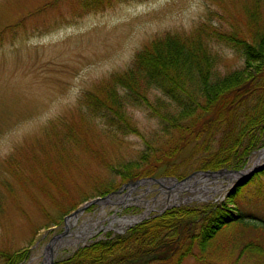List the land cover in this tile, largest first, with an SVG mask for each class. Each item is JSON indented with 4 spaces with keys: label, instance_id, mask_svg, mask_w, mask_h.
<instances>
[{
    "label": "rangeland",
    "instance_id": "rangeland-1",
    "mask_svg": "<svg viewBox=\"0 0 264 264\" xmlns=\"http://www.w3.org/2000/svg\"><path fill=\"white\" fill-rule=\"evenodd\" d=\"M243 1L129 0L82 14L78 0H0V264H8L10 257L13 264H45L47 246L59 241L52 259L56 264L106 237L124 235L141 218L180 206L219 205L226 200L236 187L227 175L197 176L185 188L167 179L203 171L196 157L174 166L168 162L167 169L165 163L160 167L152 163V157L140 175H155L164 180L163 185H137L127 199H121L123 192L114 195L134 181L122 183L120 174L108 171L107 162L112 166L135 162L140 153L152 154L146 141L161 149L166 138L154 137L162 132L145 112L127 108L130 125L138 131L112 139L99 120L82 117L79 101L109 74L126 69L148 41L167 32L188 33L208 12L235 19ZM218 50L226 53L228 69L242 66L241 58ZM61 121L70 123L74 138H61L58 141L64 147H55L49 127ZM258 154L243 169L253 166ZM110 182L117 189L105 196L114 195V200L90 205L70 217L84 203L105 197L98 196L99 191ZM258 185L256 181L248 186L253 201L242 211L244 217L228 228L247 231L243 226L247 223L264 227V203L254 202ZM73 205L77 206L72 210ZM68 218L75 221L71 229ZM127 218L133 223L125 225ZM85 226L86 235L82 234ZM239 234L235 242L240 241ZM65 238L67 242L61 243ZM217 240H231L229 232L219 234ZM228 251L224 247L219 259L211 249L201 254L193 248L200 261L190 256L180 264H229L236 252L231 258Z\"/></svg>",
    "mask_w": 264,
    "mask_h": 264
},
{
    "label": "trees",
    "instance_id": "trees-1",
    "mask_svg": "<svg viewBox=\"0 0 264 264\" xmlns=\"http://www.w3.org/2000/svg\"><path fill=\"white\" fill-rule=\"evenodd\" d=\"M78 1L77 9L87 14L129 0ZM238 12V19L208 12L188 33L167 32L153 38L136 51L126 69L109 74L93 92L82 95V117L99 120L110 138L138 131L130 125L127 108L145 112L162 132L154 137L166 138L161 149L146 141L152 154L140 153L135 162L122 166L107 162L108 171L120 174L122 183L142 179L140 173L152 157L158 167L165 163L164 169L170 162L174 166L196 157L203 171H237L264 147V0H244ZM218 48L241 58L242 66L228 69L226 53ZM69 124L50 125L49 135L56 139L52 146L64 147L58 140L74 138ZM59 129L66 134L61 135ZM136 169L141 170L136 173ZM256 181L254 202L264 203L263 168L234 187L219 205L201 203L166 210L124 235L106 237L56 264H180L190 256L200 261L193 248L201 254L211 249L220 259L224 247L231 258L236 252L229 264H264V227L250 223L243 225L247 231L227 227L244 217L242 211L253 201L248 186ZM116 189L110 182L98 196ZM226 230L231 240L218 241ZM235 230L242 235L238 242ZM6 261L14 262L13 257Z\"/></svg>",
    "mask_w": 264,
    "mask_h": 264
},
{
    "label": "water",
    "instance_id": "water-1",
    "mask_svg": "<svg viewBox=\"0 0 264 264\" xmlns=\"http://www.w3.org/2000/svg\"><path fill=\"white\" fill-rule=\"evenodd\" d=\"M260 151H263V149H261ZM262 168H264V163L260 164V163H257L255 162L253 164V166H251L249 169H242V170H238V171H234V170H219L217 172H194L192 175H190L189 177L183 179L182 181H176L174 179H170L175 186H182L184 185L188 180H190L191 178H193L194 176H204V177H211V178H214V177H218V176H222V175H227V176H233L234 178H236V182L234 183L236 186H238L241 182H244V181H248L255 173H257L258 171H260ZM152 181V179H143V180H138L134 183H132V186H137V185H140V184H144V183H147V182H150ZM163 181L164 180H158V179H155L153 180V182L155 183H159L160 185L163 184ZM121 191H117L114 193L115 194H119ZM128 194L129 192H126L124 194V198L125 197H128ZM113 195H108V196H105L103 198H96V199H92L91 201L89 202H86L84 203V205H82L81 207H79L78 209H76V211H74L70 217H73L75 215H77L78 213H80L81 211H83L86 207L90 206V205H95V204H100V203H108V202H111V197ZM62 235H58L56 237H54L50 243H52L54 240L62 237ZM52 248V245L49 244L47 246V249L48 251H50V249ZM49 264H52V259L50 260Z\"/></svg>",
    "mask_w": 264,
    "mask_h": 264
},
{
    "label": "bare ground",
    "instance_id": "bare-ground-1",
    "mask_svg": "<svg viewBox=\"0 0 264 264\" xmlns=\"http://www.w3.org/2000/svg\"><path fill=\"white\" fill-rule=\"evenodd\" d=\"M262 161H264V150L263 151H260L259 152V154H258V156H257V158H256V160H255V162H257V163H261ZM255 174H257V173H255ZM254 174V175H255ZM253 175V176H254ZM252 176V177H253ZM228 177H230L232 180L230 181V184L232 185V184H234L235 182H236V178H234L233 176H228ZM251 177V178H252ZM250 178V179H251ZM188 183H186V185H187ZM184 186V185H183ZM182 186V187H183ZM186 187V186H185ZM185 187H183V188H185ZM180 188V187H179ZM189 189V188H188ZM111 199H113V197L111 198ZM114 200V199H113ZM177 201H178V199H176L173 203H177ZM123 222L125 223V225L128 223H133V222H131V220L130 219H128L127 218V220L126 219H123ZM74 223H75V221L74 220H72V218H68V220H67V228L68 229H71V228H73V226H74ZM88 228V226H85V228H84V230H82V234H84V235H86L87 234V229ZM70 234H72L71 232H70ZM76 235H79V233H77ZM66 240V238L64 239V240H62L61 241V243H63V241L64 242H67V240ZM70 240H68V242H69ZM59 245H60V243H59V241H58V243L55 245V246H52V248L50 249V251H48V252H46V254H45V264H49V262H50V260L51 259H53V257H54V254H55V251H56V249L59 247Z\"/></svg>",
    "mask_w": 264,
    "mask_h": 264
}]
</instances>
